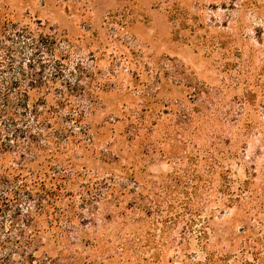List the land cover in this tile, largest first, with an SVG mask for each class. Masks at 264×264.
Returning a JSON list of instances; mask_svg holds the SVG:
<instances>
[{"label":"rangeland","instance_id":"rangeland-1","mask_svg":"<svg viewBox=\"0 0 264 264\" xmlns=\"http://www.w3.org/2000/svg\"><path fill=\"white\" fill-rule=\"evenodd\" d=\"M35 75L48 87L55 80L49 103L68 96L84 116L78 124L74 109L59 110L68 129L102 132L93 150L99 155L111 145L115 159L97 161L129 192L111 207L110 223L81 210L84 221L93 220L82 230L93 251L81 246L79 230L66 228L82 253L77 264H264V112L245 104L249 95L264 105V0H0V142L15 130L41 131L33 114L46 106L33 92ZM162 85V104L153 109L172 102L170 115H190L192 124L169 120L175 129L166 140L161 127L129 145L131 120ZM28 89L32 97L20 106ZM155 121L161 117L151 115L144 131ZM82 153L69 151L76 163L98 166ZM121 167L133 168L137 187L120 176ZM100 176L110 178L104 170ZM132 203L145 208L129 211ZM25 205L21 218L33 212ZM9 220H2V243L13 236ZM17 251L32 261L13 256L7 264H71L70 250L67 256L41 239ZM4 259L0 252V264Z\"/></svg>","mask_w":264,"mask_h":264},{"label":"trees","instance_id":"trees-1","mask_svg":"<svg viewBox=\"0 0 264 264\" xmlns=\"http://www.w3.org/2000/svg\"><path fill=\"white\" fill-rule=\"evenodd\" d=\"M56 70V79L62 78V73L58 68ZM78 70V72H81L80 68ZM33 81L37 84L36 89L32 88L33 92L43 96L38 105L46 106L44 113L37 114L38 112L34 110L35 113L33 114L34 128L41 131L34 134L31 131L15 130L3 140L6 143L0 142V230L4 228L3 225L5 224L2 220L10 218L7 228L9 234L13 235L12 238H7L5 243L0 242V252H4L6 257L4 262L6 264L11 261L13 256H19L25 260L24 254L26 255V253H20L17 250L32 247L38 239L39 241L41 239L67 250L65 251L67 256L70 255L68 251L70 250L72 256L66 258L65 261L77 264L83 259L82 253L77 250L78 245L70 242V233L66 228L79 230L78 238L81 246L93 251L96 245L92 241H87V235L82 231L84 225H93V220L84 221L80 213L81 210L86 211L91 217L100 216V221L104 224L106 222L110 223L115 215L112 208L114 210L118 208L117 200L129 195V192L116 187L114 183L117 178L116 175L100 163V161L104 164L114 161L115 158L111 157V145H107L108 150L100 152L99 155L93 150L94 146L98 144L102 132L97 128H92L93 126H87L84 130L88 128V131H80L79 135L74 134L71 129L63 124V121L68 122V119L62 118L59 115V110L68 109L71 112L74 109L77 112L76 114L79 115L75 119L78 124L85 121L84 116L78 109L72 108L73 105H69L68 96L63 99L66 102H55L56 100L48 102L50 99L53 101L54 97L47 92L49 90L57 92L55 80L50 87L46 86L41 75H35ZM162 84L164 85L163 82ZM163 85L154 86L156 97L146 98L148 102L143 115L135 117L133 120L130 118L133 129H130V127L126 131L133 130L134 133L127 139L129 145H131L130 141L133 136L142 140L149 136L151 131L152 133L154 130L161 131V127H165L166 130L161 139L166 140L167 136L170 135L169 131L175 129V127L168 124L167 121L169 120L174 121L173 123L176 122L177 125L183 123L188 126L192 124L190 115H184L182 119H176L179 115L171 116L173 113L171 107H175L172 102L170 108L167 105H162L158 111L153 109L156 103L162 104L160 102L164 97L161 94L165 90ZM30 90L23 91L21 95L23 99L19 101L20 106L26 107L27 102L32 97ZM68 92L75 93L79 97L85 94L82 95V91L70 85ZM87 95L91 102V94L87 93ZM165 98L170 101L173 100L169 96ZM3 100L8 107L12 106V102L7 96L3 97ZM245 104L248 107L260 108L264 112L263 103H256L249 95L246 96ZM94 110V108H91L90 113ZM154 114L161 117V121H155L150 125L149 130L144 131L151 115L154 116ZM10 120L13 121L14 118L11 117ZM85 136H88V143L81 141V138ZM11 137L13 139H10ZM11 143L14 145H11ZM110 143L113 144V142ZM78 149L83 151L79 158L96 161L98 166L91 167L73 161L69 151L73 150V154H75ZM145 152H147V149H145ZM155 152H162V150H155ZM87 168L92 170L93 173H88ZM103 170L106 171V174H109V179L100 176V172ZM120 171V176H130L132 183L137 187L133 168L130 173V169L125 167H121ZM145 192V187L138 191V202H141ZM130 193H133V191ZM94 204H98L100 207H95ZM23 205L28 209H32L33 212L21 218V206ZM144 208L145 206L142 203L140 206L132 203L127 207L129 211L133 209L143 210ZM100 210L102 212L99 213ZM123 215V213H120L116 216L123 217ZM95 228L94 226L93 229ZM12 246L15 247V250ZM41 246L44 247L42 244ZM84 250L83 252L91 257L93 253ZM32 259L33 256L29 255L25 263H30Z\"/></svg>","mask_w":264,"mask_h":264}]
</instances>
